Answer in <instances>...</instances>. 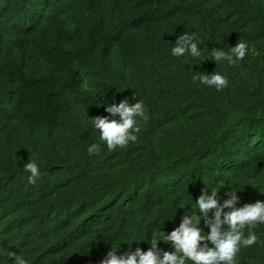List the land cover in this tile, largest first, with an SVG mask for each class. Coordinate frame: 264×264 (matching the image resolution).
<instances>
[{
	"label": "trees",
	"instance_id": "trees-1",
	"mask_svg": "<svg viewBox=\"0 0 264 264\" xmlns=\"http://www.w3.org/2000/svg\"><path fill=\"white\" fill-rule=\"evenodd\" d=\"M185 31L200 58L171 55ZM237 42L248 53L235 65L204 58ZM196 70L229 86L201 85ZM133 95L149 119L109 151L92 120ZM228 185L242 190L236 206L264 200V0H0V264L9 251L28 264L146 251L199 214L204 191L223 204ZM254 231L237 264H264V225Z\"/></svg>",
	"mask_w": 264,
	"mask_h": 264
},
{
	"label": "clouds",
	"instance_id": "clouds-1",
	"mask_svg": "<svg viewBox=\"0 0 264 264\" xmlns=\"http://www.w3.org/2000/svg\"><path fill=\"white\" fill-rule=\"evenodd\" d=\"M247 53V43L237 42L235 46H229L227 51L217 48L210 57L204 56V58H210L216 64L227 61L235 65L244 60ZM171 55L177 58L185 56L200 58L204 53L200 47L199 37L195 33L183 32L175 40ZM196 71L201 74L194 76L193 79L198 80L201 85L214 88L216 91H222L229 86L227 76L221 73L204 74ZM131 99L135 100V103H130L126 98L119 103H107L105 111L109 115L96 116L92 120L94 128L100 133L99 139L106 144L109 151L136 142L137 133L140 132V122L149 119L144 104L136 101L134 95ZM87 153L89 156L100 155L101 146L93 143L88 146ZM23 169L28 173L29 184H35L42 176L35 159L24 163ZM224 186L225 184L221 188ZM238 191L242 190H230L228 185L226 195L229 198L225 199L223 204L220 203L219 191L212 190L210 193L204 191L195 201L198 215L184 214L179 226L167 235H154L150 243L146 242L149 245L146 251L139 246L133 250L130 245L125 253L117 255V250L111 247L101 264H187L188 261L191 264H237L236 258L240 249L257 244L260 237L254 229L258 225H264V200L258 199L254 203L236 206V201L239 199ZM260 193L264 194V192ZM202 220L204 229H208L206 234L201 228ZM161 241L168 242L172 250L159 247ZM9 258L11 264H28L24 256L13 251H9Z\"/></svg>",
	"mask_w": 264,
	"mask_h": 264
}]
</instances>
